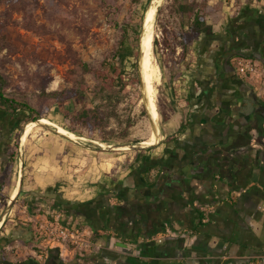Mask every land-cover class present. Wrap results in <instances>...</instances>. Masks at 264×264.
<instances>
[{"label": "crops", "instance_id": "obj_1", "mask_svg": "<svg viewBox=\"0 0 264 264\" xmlns=\"http://www.w3.org/2000/svg\"><path fill=\"white\" fill-rule=\"evenodd\" d=\"M226 9L166 76L153 145L86 146L43 126L18 136L30 215L0 233V264H264V83L233 65L264 67V11ZM40 215L87 228L91 247L38 242Z\"/></svg>", "mask_w": 264, "mask_h": 264}, {"label": "rangeland", "instance_id": "obj_2", "mask_svg": "<svg viewBox=\"0 0 264 264\" xmlns=\"http://www.w3.org/2000/svg\"><path fill=\"white\" fill-rule=\"evenodd\" d=\"M175 1L162 0L153 22L152 53L159 67L155 95L159 131L162 110L166 106L165 79L171 71L170 59L176 57L181 48L178 42L182 29L174 12ZM216 2H220V9L208 16L209 23L213 15L224 13L230 4L238 7L242 2L252 3L264 11V0H209L210 4ZM148 3L149 0H0V90L7 96L27 102L39 117H47L65 128L72 127L78 135L75 140L86 146L99 147L97 142H103L106 145L102 147L108 148L113 144H139L146 140L152 128L146 112L144 115L141 113V107L144 106L138 68V81L125 86L117 108L119 115H130L135 120L129 128L128 142L114 139L102 141L98 137L88 136L85 126L59 114L56 104L45 92L71 88L81 76L90 91L95 84L91 70L98 67L116 47L120 27L135 22L138 14L144 13ZM79 60L85 62L90 71L81 72ZM125 70L127 76L133 73L131 62L126 63ZM64 107L75 111L79 109L80 103L69 101L64 103ZM29 121L21 122L17 130L7 132L4 138L1 132L6 122L0 121V233L6 227L29 222V207L22 198L16 199L10 210L4 213L10 191L16 178H20V172L22 183L25 164L18 136ZM110 125L117 128L119 123L113 120ZM38 126L41 125L35 124L33 127ZM111 150L129 152L136 149ZM12 158L13 161L10 160Z\"/></svg>", "mask_w": 264, "mask_h": 264}, {"label": "trees", "instance_id": "obj_3", "mask_svg": "<svg viewBox=\"0 0 264 264\" xmlns=\"http://www.w3.org/2000/svg\"><path fill=\"white\" fill-rule=\"evenodd\" d=\"M175 4L174 12L179 18L182 32L178 42L181 50L176 57L170 59L172 75H177L180 65L188 64L187 53L192 50V42L201 34L211 33L208 16L219 10L221 5L220 2L210 4L209 0H176ZM142 18L141 12L135 22L125 23L120 27L116 47L103 58L98 67L91 70L95 84L90 91L87 90V84L81 76L71 88L45 92V95L53 100V104H56L59 114L63 118H71L85 126L88 136L98 137L102 141L112 139L129 141V128L135 120L130 115H119L117 108L122 100V90L125 86L138 81L137 59ZM130 19L133 20L132 17ZM163 32L166 34L165 28ZM154 43L156 44L157 41L154 40ZM127 62L132 64L133 73L129 76L126 75L125 70ZM78 65L81 72L90 71L85 62L79 60ZM69 101L80 103L79 109L70 111L64 107V103ZM0 111V121L8 124L7 132L17 130L21 122L39 117V114L27 102L7 96L1 90ZM141 113L145 114L142 107ZM113 120L118 121L117 128L110 125ZM66 128L75 131L72 127ZM10 160L13 161L14 158Z\"/></svg>", "mask_w": 264, "mask_h": 264}, {"label": "bare ground", "instance_id": "obj_4", "mask_svg": "<svg viewBox=\"0 0 264 264\" xmlns=\"http://www.w3.org/2000/svg\"><path fill=\"white\" fill-rule=\"evenodd\" d=\"M162 0H150V3L147 4L145 7L143 18L141 21V36L139 40V66H140V76H141V83L144 89V96H145V103L147 107V116L150 120L151 125V132L149 137L146 140L141 141V144H154L160 139V133L157 126V119H158V111L156 107L155 95H156V84L159 82V67L156 62H154V57L152 53V40L154 35L153 30V22L155 13L160 6ZM38 122L47 124L49 126L54 127L58 130V132L66 134L71 138L75 139L78 138V135L71 130L57 124L55 121L41 116L38 119ZM36 122H27L23 126L22 134L20 140L23 141L25 137L29 134L33 126ZM93 142H96L92 140ZM101 146H105L106 144L103 142H97ZM115 148H128L127 145H118ZM18 182L19 179L16 178V182L13 185L10 191V197L13 198L18 190Z\"/></svg>", "mask_w": 264, "mask_h": 264}, {"label": "built area", "instance_id": "obj_5", "mask_svg": "<svg viewBox=\"0 0 264 264\" xmlns=\"http://www.w3.org/2000/svg\"><path fill=\"white\" fill-rule=\"evenodd\" d=\"M236 73L244 78L264 83V67L256 60L245 56H234ZM34 238L46 246L69 244L80 250H88L92 242L87 228L70 227L58 218L40 215L32 217Z\"/></svg>", "mask_w": 264, "mask_h": 264}, {"label": "water", "instance_id": "obj_6", "mask_svg": "<svg viewBox=\"0 0 264 264\" xmlns=\"http://www.w3.org/2000/svg\"><path fill=\"white\" fill-rule=\"evenodd\" d=\"M149 3H150V0H149ZM149 3H148V4H149ZM156 12H157V11H156ZM140 36H141V29H140V32H139V40H140ZM138 46H139V45H138ZM139 57H140V53H139V47H138V59H137L138 76H139L140 87H141V90H142V103H143V106H144V110H145V112H146V114H147V107H146V103H145L144 89H143V87H142L141 76H140ZM39 118H40V117H38V118H36V119H32V120H30L29 122L34 121V122H36V124H38V125H41V126H43V127H47V128H49V129H52V130H55L57 133H59V134L65 136V137H67V138H69V139H73V138H71L70 136H68V135H66V134H63V133L58 132V130L55 129L54 127H52V126H49V125H47V124H43V123L38 122V119H39ZM22 130H23V127H22L21 130H20V133H19V139H20V137H21ZM158 140H159V139H158ZM158 140H157V141H158ZM155 143H156V142H155ZM124 145H127L128 148H132V149H141V148H147V147H149V146H151V145H153V144H141V143H139V144H131V143H130V144H124ZM116 146H118V145H115V144L110 145L111 148H115ZM19 176H20V178H19V182H18V190H17V192H16V194H15V196H14L13 198H9V200H8V202H7V204H6V207L4 208V213H7V212L10 210L12 204L14 203V201H15L16 198H17V195H18V193H19L20 186H21V185H20V184H21V172H20Z\"/></svg>", "mask_w": 264, "mask_h": 264}, {"label": "flooded vegetation", "instance_id": "obj_7", "mask_svg": "<svg viewBox=\"0 0 264 264\" xmlns=\"http://www.w3.org/2000/svg\"><path fill=\"white\" fill-rule=\"evenodd\" d=\"M4 126H5V128H3L2 132H1L2 135H3L2 138H4L5 134L7 133V129H8L7 126H8V124L4 123ZM4 126H3V127H4ZM5 264H9V263H5Z\"/></svg>", "mask_w": 264, "mask_h": 264}]
</instances>
